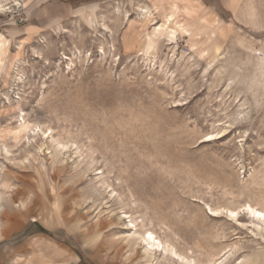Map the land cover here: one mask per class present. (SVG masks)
<instances>
[{
    "label": "rangeland",
    "instance_id": "374dc122",
    "mask_svg": "<svg viewBox=\"0 0 264 264\" xmlns=\"http://www.w3.org/2000/svg\"><path fill=\"white\" fill-rule=\"evenodd\" d=\"M172 2L0 0V264H264V0Z\"/></svg>",
    "mask_w": 264,
    "mask_h": 264
},
{
    "label": "bare ground",
    "instance_id": "6f19581e",
    "mask_svg": "<svg viewBox=\"0 0 264 264\" xmlns=\"http://www.w3.org/2000/svg\"><path fill=\"white\" fill-rule=\"evenodd\" d=\"M165 1L166 2H169V4L172 5L173 4L172 1H174V0H165ZM170 17H171V13H167L166 18H167L168 21H169ZM247 208L251 211V213H253V215H255L257 217H261V216L264 217V212L263 211L258 210L257 208H254V207H252L250 205H247ZM230 213H231L232 216H234L236 214V211H230ZM144 239L147 242L148 251H151V253H150L151 257L154 256L153 253L155 251L163 250V252L165 254L169 253L170 255H172V258L171 259L174 260V261H175V259H177L178 261H181L182 263H185V264H197L194 260H192V259H190L188 257L182 256L181 254H178L173 249H169L166 246H162L163 243L160 240H158L153 235L152 232L149 233V236L148 237H144ZM161 246H162V248L160 249Z\"/></svg>",
    "mask_w": 264,
    "mask_h": 264
}]
</instances>
